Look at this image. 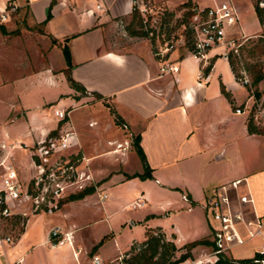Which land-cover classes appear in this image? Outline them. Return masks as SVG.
Masks as SVG:
<instances>
[{
    "label": "crops",
    "instance_id": "obj_1",
    "mask_svg": "<svg viewBox=\"0 0 264 264\" xmlns=\"http://www.w3.org/2000/svg\"><path fill=\"white\" fill-rule=\"evenodd\" d=\"M7 1L0 0V9ZM17 1L20 6L15 13L22 15V21L17 23L11 16L0 23V141L32 144L59 125L52 109L69 107L82 150L90 157L107 197L111 194L109 200H98L94 192L63 199L59 208L64 222L55 226L72 230L73 243L81 249L76 259L72 248L64 244L72 264H89L92 253L107 259L126 251L134 242L144 240L147 230L161 231L179 248L197 241L190 251L198 254L211 243L206 200L215 187L235 178H245L241 186L245 213L252 216L255 212L264 218V128L256 125L260 130L249 132L246 112L234 110L250 105L252 97L249 87L236 80L229 57L220 54L221 47L212 48L202 62L185 46L178 45L168 55L171 72L160 76L153 42L134 36L125 26L132 15V0H99V8L92 0ZM153 1H164L169 7L175 3ZM48 6L51 15L46 19ZM255 19L258 28L252 29L248 22H241L239 14L236 28L245 34L255 33L262 27L256 12ZM120 32H125L127 39ZM64 42L71 54L69 73L84 91L67 80L61 48ZM54 55L58 63L53 62ZM253 85L263 92L264 70ZM79 108L83 112L74 114ZM111 108L123 118V125L115 123ZM89 121L95 123L89 125ZM137 135L150 166V177L137 175L143 172V164L134 145L128 144L120 159L112 150L114 144L110 141L132 142ZM21 150L15 149L14 161L25 177L23 169L29 173L30 158L27 151L26 156ZM27 157L29 162L23 167ZM125 198L129 201L122 202ZM97 201L103 215L94 221L107 219L127 206L148 204L143 217L151 224H145L143 237L133 238L126 248L113 237L115 248L109 249L104 235L86 242L77 233L82 225L70 218L69 210ZM138 201L142 203L136 205ZM199 204L206 222L195 213ZM28 224L27 220L19 237L25 234ZM47 239L48 235L38 243L53 249ZM254 239L261 247L264 237ZM12 245L19 248L17 242ZM259 248L237 257L252 256ZM22 256L15 258L21 257V264H25ZM63 257H55L48 264H70Z\"/></svg>",
    "mask_w": 264,
    "mask_h": 264
},
{
    "label": "built area",
    "instance_id": "obj_2",
    "mask_svg": "<svg viewBox=\"0 0 264 264\" xmlns=\"http://www.w3.org/2000/svg\"><path fill=\"white\" fill-rule=\"evenodd\" d=\"M97 8L101 7L99 0H92ZM208 4L193 7L188 27L190 34L184 37L183 46L188 52L204 62L208 52L214 47H221V55L225 57L240 58V48L250 36L239 27V12L234 0H207ZM132 11L139 15L143 31L153 42V53L159 61V75L171 72L169 53L179 43L177 37L169 36L158 40L157 28L151 19L154 16V6L150 0H132ZM264 7V0H259ZM20 4L17 0H8L5 7L0 9V23L8 20L17 12ZM122 23V21H121ZM240 66L234 68L237 81L249 87L252 103L241 108L237 106L236 112H246L248 119L254 124L264 128V91L255 94V86L250 75L239 60ZM71 108L55 107L53 115L59 121L54 132L49 131L42 138L32 144L24 141L6 143L0 141V264H21L22 258H7L6 249L12 245L20 230H16L19 221L22 225L30 214L39 211L51 212L58 209L63 199L92 187L98 200L108 196L99 178L93 172L90 157L82 150L78 132L72 123ZM95 121H89L93 125ZM114 144L113 151L124 153L128 141H110ZM15 149L26 150L30 158L29 172L22 176L15 164ZM30 174V175H29ZM245 178H235L223 182L215 187L205 203L206 213L211 220V243L202 252L189 255L177 264H217L220 256L228 257L231 250L251 239L264 237V218L253 212L252 216L245 213L243 208L244 193L241 186ZM186 199V195H182ZM142 202H136L140 205ZM241 222L245 235L238 230L236 223ZM47 242L50 245L68 244L77 259L80 248L73 243L72 230H63L53 226L48 234ZM258 255V264H264V242L255 251ZM89 264H130L129 253L120 252L110 258L104 259L98 253H92Z\"/></svg>",
    "mask_w": 264,
    "mask_h": 264
},
{
    "label": "rangeland",
    "instance_id": "obj_3",
    "mask_svg": "<svg viewBox=\"0 0 264 264\" xmlns=\"http://www.w3.org/2000/svg\"><path fill=\"white\" fill-rule=\"evenodd\" d=\"M153 0H150L151 4L154 6V16L153 19H151V23H154V25L157 28L158 34L156 35L158 40H161L165 38V31L167 32L168 29H171L170 36L177 37L179 43L177 45H183L184 37L186 36V27L188 22L190 21L191 15L195 11L193 7H200L208 4L207 0H169L171 2H175L172 7H169L170 5H167L164 1L155 2ZM235 4L238 8V12L240 14V20L246 21L249 23L252 29H257V21L255 19V12L252 6L256 3V0H241L242 3L239 5L238 1H235ZM22 15L18 13H14L10 19L16 21L17 23H20L22 21ZM132 18V15L127 18V24L131 28H134L135 30H143L144 28L141 26L140 22H135L134 24L129 23ZM262 27L259 31L248 34L250 37L245 40L242 47L240 48V58L233 57V65L235 69H238L240 66L239 60L242 61V64L247 70V73L250 75V78H253V72L260 71L263 73L264 68V24H261ZM128 31V30H127ZM128 33V32H126ZM122 38L127 39L128 35L124 33H119ZM136 37H144L147 38L150 42H152V38L148 35H140V34H133ZM155 38V37H154ZM155 41V40H154ZM222 50V48H221ZM53 62L58 63L59 58L58 56L54 55ZM256 90V89H255ZM264 91V89H263ZM83 112V109L79 108L74 111V114L80 115ZM14 115V114H13ZM1 117V116H0ZM130 145H134L133 141H128ZM115 146V145H114ZM127 150V148H126ZM125 150V151H126ZM24 151L25 155L27 156L26 150H21V152ZM122 153L118 152L115 154V158H121L124 155H121ZM125 154V153H124ZM136 154V153H135ZM133 162L135 159L133 158ZM28 157L25 158L24 166L26 167V164L28 163ZM133 162H131L133 164ZM26 174L28 175V170L23 169ZM30 173V172H29ZM31 174V173H30ZM29 174V175H30ZM95 194V193H94ZM104 198L105 200H109L111 197ZM96 196H94L95 198ZM65 199H68V197H65ZM64 199V200H65ZM155 199H162L164 201L166 198L164 197H157ZM63 200V201H64ZM62 201V203H63ZM129 201L128 198H125L122 202ZM61 203V205H62ZM60 205V206H61ZM148 205V204H147ZM145 205L144 207H126L124 210L118 212L117 214L110 215L107 219H100L96 220L97 218H100L103 213L100 210V203L97 201L93 205H86L82 206L81 208L76 209H68L69 215H72L70 218L76 222L77 225H82L80 228H78V234L80 236H84V239L86 242L91 241L92 239L100 238L101 236H105L107 238L106 240V246L109 249H114L115 245L112 241L113 237L119 241L120 246L122 248H126L129 244V241L134 239H141L144 235V232L142 228L147 223L151 224L150 222H146L144 220L143 215L147 211L148 206ZM59 206V207H60ZM115 208V207H114ZM113 208V209H114ZM195 213L199 216V218L203 219L206 222L204 212L202 211V208L199 205L195 208ZM148 219V218H147ZM69 220V218H68ZM28 227L26 228V232L21 237L17 236L14 244L17 242L19 245L17 248L15 245L10 246V254L13 258L16 256L22 254L23 256V262L25 264H48L50 262H53L55 257H62L64 256V261L67 263L72 264L73 260L70 258L68 253V248L66 245L63 247H59L56 249H48L44 244L38 243L40 240L47 237L48 232L50 231L51 227L55 225H62L64 222V219L62 218V209L58 208L51 212L48 211H39L34 214H30L28 217ZM133 221V223H131ZM26 222L24 220L23 224L21 225L18 221L16 224V230H20L21 232L24 230ZM87 224H84L86 223ZM236 226L240 233L242 235H245V229L241 222H237ZM155 232H161L156 230ZM107 233V234H105ZM112 233V236L110 234ZM109 234V236H108ZM165 240H172L170 238H167L164 236ZM173 241V240H172ZM139 242V241H138ZM138 242H134L135 248L132 250L129 248L126 251H123L124 253H129V263L130 264H139L136 263L134 260L135 253L138 252ZM174 242V241H173ZM259 241L257 239L252 240L251 242H248L244 245H238L235 246L231 253L229 254L230 257L238 258L239 255H250L254 251L255 248H259V244H257ZM137 244V245H136ZM175 244V242H174ZM48 246H50V243H47ZM176 245V244H175ZM176 247H178L176 245ZM92 250L93 247H92ZM158 250H161V247H158ZM186 250L185 247L176 248L174 252L169 255V258L172 260L173 258H177L181 252H184ZM205 250V249H204ZM204 250H201L204 251ZM191 252V251H190ZM191 255H195L191 252ZM133 256V257H132ZM2 257L0 256V260ZM159 252H157L151 259V264H158L156 262H159ZM18 264V263H16Z\"/></svg>",
    "mask_w": 264,
    "mask_h": 264
},
{
    "label": "trees",
    "instance_id": "obj_4",
    "mask_svg": "<svg viewBox=\"0 0 264 264\" xmlns=\"http://www.w3.org/2000/svg\"><path fill=\"white\" fill-rule=\"evenodd\" d=\"M254 10L257 14V17L260 21L261 24H264V7L259 5V0H256V3L254 4ZM50 6L47 7L46 10V19H48L50 17ZM135 22H140V18L139 15L136 14L135 12L132 11V18L130 20L129 23L134 24ZM127 29L130 33L132 34H140V35H147V33L143 30H135L134 28H131L129 25H127ZM42 31V30H41ZM264 31V30H263ZM170 32L171 29H168L166 33V37L170 36ZM264 33V32H263ZM190 34V29L188 27H186V37H188ZM155 36L152 37V42H154ZM52 41L55 42L56 39L52 38ZM155 43V42H154ZM62 51H63V55L67 64V68L65 69L67 72V80L69 81V83L76 89H79L80 91H84V87L77 81H75L70 73H69V68L71 67V54H70V50L69 47L67 45L66 42H64L61 46ZM230 63L232 65V68L234 70V65H233V58L229 57ZM262 77V73L259 71H254L253 72V78H252V82L255 84L257 83ZM222 91L228 96V92L225 90V88L222 86ZM94 94L97 97H100L101 95L97 92H94ZM255 94L258 95L259 92L257 90H255ZM106 105H108L105 102ZM109 106V105H108ZM111 112L113 113V117H114V121L116 124L118 125H123V118L116 112V110L114 108H111ZM260 127V126H259ZM247 128L249 132H256L259 131L260 129L256 126V124H254L252 122L251 119H248V124H247ZM54 131H52L53 133ZM133 144L134 147L137 151V153L139 154L142 164H143V172L137 174L140 177H150L151 176V171H150V166L146 160L145 154L139 144V136H134L133 137ZM92 192V187H88L85 190H82L80 192L74 193V194H70L69 198L73 199V198H78V197H82L83 195ZM197 241H193L190 243H187L185 245H183V247L186 248V250L184 252H181V254L177 257V258H173L172 260L169 258V255H171L174 250H176V245L174 244V242L172 240H165L164 239V235L162 234V232H155L153 230H147L146 232V238L140 242H138V247L139 250L137 253H135L134 255L135 258L132 261H135L136 263L139 264H151L152 261V257L159 252V262H156L158 264H177L180 260H182L183 258L191 255L190 252V248L191 246H193ZM137 245V244H136ZM158 247H161V250H158ZM133 248H135L134 243L131 245L130 249L132 250ZM258 254L254 253L252 256H248V257H238V258H234V257H228L226 255H222L219 257L217 264H258L256 261V256ZM133 257V256H132Z\"/></svg>",
    "mask_w": 264,
    "mask_h": 264
},
{
    "label": "bare ground",
    "instance_id": "obj_5",
    "mask_svg": "<svg viewBox=\"0 0 264 264\" xmlns=\"http://www.w3.org/2000/svg\"><path fill=\"white\" fill-rule=\"evenodd\" d=\"M70 246V245H69ZM59 247H61V245H56V246H53V245H50V248H59ZM7 258L9 259V260H12V258H10V256L9 255H7Z\"/></svg>",
    "mask_w": 264,
    "mask_h": 264
}]
</instances>
